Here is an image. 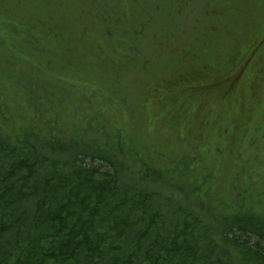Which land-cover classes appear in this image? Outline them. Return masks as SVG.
Masks as SVG:
<instances>
[{"label": "trees", "instance_id": "trees-1", "mask_svg": "<svg viewBox=\"0 0 264 264\" xmlns=\"http://www.w3.org/2000/svg\"><path fill=\"white\" fill-rule=\"evenodd\" d=\"M17 2L6 47L51 76L72 69L74 47L56 55L65 39L50 34L32 46L23 18L74 14L69 1ZM18 80L26 103L0 89V264H264V213L248 198L198 178L192 158L152 154L138 145L147 135L136 142L100 111L66 117L47 87Z\"/></svg>", "mask_w": 264, "mask_h": 264}, {"label": "rangeland", "instance_id": "rangeland-1", "mask_svg": "<svg viewBox=\"0 0 264 264\" xmlns=\"http://www.w3.org/2000/svg\"><path fill=\"white\" fill-rule=\"evenodd\" d=\"M68 1L78 15H21L32 46L50 34L65 39L56 55L74 47L75 66L51 76L6 47L5 9H22L0 0V89L24 104L18 77H29L66 117L100 111L136 142L147 135L138 145L152 154L192 158L198 178L210 174L264 213V0Z\"/></svg>", "mask_w": 264, "mask_h": 264}]
</instances>
